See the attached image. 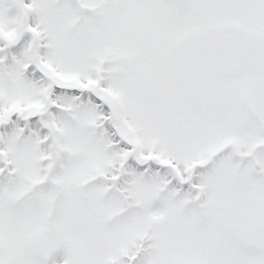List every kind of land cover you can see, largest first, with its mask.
Here are the masks:
<instances>
[{
  "label": "snow or ice",
  "instance_id": "obj_1",
  "mask_svg": "<svg viewBox=\"0 0 264 264\" xmlns=\"http://www.w3.org/2000/svg\"><path fill=\"white\" fill-rule=\"evenodd\" d=\"M0 264H264V0H0Z\"/></svg>",
  "mask_w": 264,
  "mask_h": 264
}]
</instances>
